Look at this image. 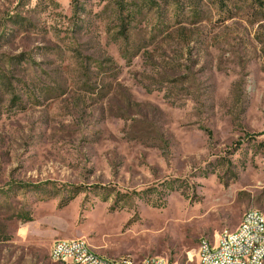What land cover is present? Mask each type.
Here are the masks:
<instances>
[{"label": "rangeland", "instance_id": "rangeland-1", "mask_svg": "<svg viewBox=\"0 0 264 264\" xmlns=\"http://www.w3.org/2000/svg\"><path fill=\"white\" fill-rule=\"evenodd\" d=\"M264 213V0H0V264H198Z\"/></svg>", "mask_w": 264, "mask_h": 264}, {"label": "built area", "instance_id": "built-area-1", "mask_svg": "<svg viewBox=\"0 0 264 264\" xmlns=\"http://www.w3.org/2000/svg\"><path fill=\"white\" fill-rule=\"evenodd\" d=\"M88 244L84 238H61L53 243L50 255L58 259L69 260V264H105L99 258L88 253ZM264 252V215L258 211L247 210L234 230L226 229L223 242L204 238L199 245L198 255L202 263L198 264H261ZM118 264H149L148 257L138 262L130 255L118 258ZM157 264H169L166 259Z\"/></svg>", "mask_w": 264, "mask_h": 264}, {"label": "bare ground", "instance_id": "bare-ground-1", "mask_svg": "<svg viewBox=\"0 0 264 264\" xmlns=\"http://www.w3.org/2000/svg\"><path fill=\"white\" fill-rule=\"evenodd\" d=\"M252 211H258L261 215H264V213H262L259 210L252 209ZM224 237H226V230L221 234L218 242H223ZM200 242H201L200 245H204V239H202ZM88 253L91 254V256H94V258L101 259L102 261H104L105 264H118V258L112 259V258L103 256V255H100L98 252H96L91 247L90 244H88ZM50 257L55 262H60L62 264H69V260L58 259L57 256H51V255H50ZM164 259L165 258H162V257H148V262H149V264H157V263H160L161 261H164ZM199 263H202V255H199ZM261 264H264V252L262 254V263Z\"/></svg>", "mask_w": 264, "mask_h": 264}, {"label": "crops", "instance_id": "crops-1", "mask_svg": "<svg viewBox=\"0 0 264 264\" xmlns=\"http://www.w3.org/2000/svg\"><path fill=\"white\" fill-rule=\"evenodd\" d=\"M239 226H240V224H239ZM239 226H238V227H239ZM216 242H217V241H216Z\"/></svg>", "mask_w": 264, "mask_h": 264}]
</instances>
